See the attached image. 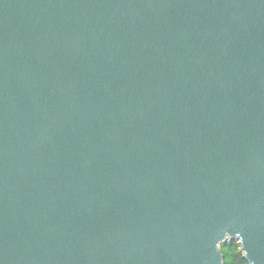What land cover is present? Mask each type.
Here are the masks:
<instances>
[{
  "label": "water",
  "instance_id": "1",
  "mask_svg": "<svg viewBox=\"0 0 264 264\" xmlns=\"http://www.w3.org/2000/svg\"><path fill=\"white\" fill-rule=\"evenodd\" d=\"M227 240L264 264V0H0V264Z\"/></svg>",
  "mask_w": 264,
  "mask_h": 264
},
{
  "label": "trees",
  "instance_id": "2",
  "mask_svg": "<svg viewBox=\"0 0 264 264\" xmlns=\"http://www.w3.org/2000/svg\"><path fill=\"white\" fill-rule=\"evenodd\" d=\"M224 264H250L245 258L241 244L237 240H227L221 246Z\"/></svg>",
  "mask_w": 264,
  "mask_h": 264
},
{
  "label": "bare ground",
  "instance_id": "3",
  "mask_svg": "<svg viewBox=\"0 0 264 264\" xmlns=\"http://www.w3.org/2000/svg\"><path fill=\"white\" fill-rule=\"evenodd\" d=\"M229 237H230V236L227 235V236H226V239H228ZM237 238H238V241L241 242L242 246L244 247V251H245L246 253H248V252H247V249H246V247H245V244H244V242H243L242 237H241V236H237ZM252 264H254V261L252 262Z\"/></svg>",
  "mask_w": 264,
  "mask_h": 264
}]
</instances>
